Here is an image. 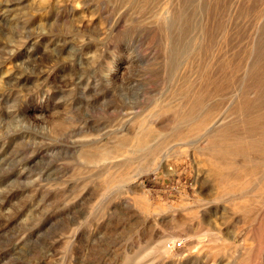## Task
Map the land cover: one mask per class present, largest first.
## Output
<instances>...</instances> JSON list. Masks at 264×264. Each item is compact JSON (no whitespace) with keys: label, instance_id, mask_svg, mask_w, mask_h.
<instances>
[{"label":"rangeland","instance_id":"obj_1","mask_svg":"<svg viewBox=\"0 0 264 264\" xmlns=\"http://www.w3.org/2000/svg\"><path fill=\"white\" fill-rule=\"evenodd\" d=\"M0 264H264V0H0Z\"/></svg>","mask_w":264,"mask_h":264},{"label":"bare ground","instance_id":"obj_2","mask_svg":"<svg viewBox=\"0 0 264 264\" xmlns=\"http://www.w3.org/2000/svg\"><path fill=\"white\" fill-rule=\"evenodd\" d=\"M180 120H181V119H180ZM154 128H155V127H154ZM147 135H148V133H147ZM147 135L144 134V132H143V134H142V135H139V136L135 139V141H136L138 144H140V145H141V143L144 144L143 140H144V138L147 137ZM148 137H149V135H148ZM148 137H147V138H148ZM147 138H146V139H147ZM141 140H142V141H141ZM145 143H146V140H145ZM133 144H134V143H133ZM138 144H137V145H138ZM140 145H139V146H140ZM126 147H127V146H126ZM140 147H142V145H141ZM133 148H134V147H133ZM104 160H105V159H104ZM98 161H99V160H98ZM142 207H143V206H142ZM142 207H141V208H142Z\"/></svg>","mask_w":264,"mask_h":264}]
</instances>
